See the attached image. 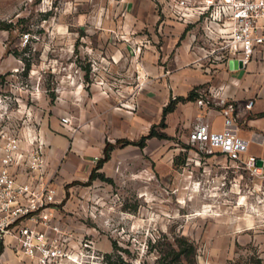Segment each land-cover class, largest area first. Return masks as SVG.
<instances>
[{
	"label": "rangeland",
	"instance_id": "obj_1",
	"mask_svg": "<svg viewBox=\"0 0 264 264\" xmlns=\"http://www.w3.org/2000/svg\"><path fill=\"white\" fill-rule=\"evenodd\" d=\"M128 1L0 0V132L22 136L30 128L50 140L57 209L78 257L66 264H156L179 238L196 245L194 264H264V173L258 179L236 165L210 162L188 141L194 123L175 132L155 124L151 129L166 137H152L145 147L117 145L95 171L104 157L99 129L107 142L118 141L110 111L96 107L111 104L114 111L128 97L118 76L110 87L98 57L108 53L114 30L123 31ZM157 6L173 12L171 0ZM117 39L122 49L127 38ZM139 104L127 112L134 119L141 117ZM148 133L134 126L128 140ZM54 138L70 144L59 157L50 156L59 146ZM85 150L92 157L84 158ZM0 264L39 262L7 239Z\"/></svg>",
	"mask_w": 264,
	"mask_h": 264
},
{
	"label": "crops",
	"instance_id": "obj_2",
	"mask_svg": "<svg viewBox=\"0 0 264 264\" xmlns=\"http://www.w3.org/2000/svg\"><path fill=\"white\" fill-rule=\"evenodd\" d=\"M157 1L129 0L124 13L123 31L121 28L114 30V39L110 41L108 53L98 57L102 69L111 80L110 87L115 84L113 78L118 76V87L128 96L127 102L114 110L115 115L111 104L101 103L96 107L99 112L110 111L118 133L117 140L130 139L134 126L136 129L145 128L150 133L153 129L151 127L161 125L162 121L165 123L163 131L173 129L175 132L191 123L195 126L206 124L213 132L224 131L223 110L226 105L216 101L207 105L198 103L201 94H209L213 90L236 107L234 130L241 139L248 142L243 157L253 155L264 161V63L255 59L244 65L238 58L231 59L233 63H230L231 60L212 61L205 58L208 46L202 43V22L196 19L182 20L168 7H158ZM119 33L127 38L126 44H120L122 49L118 46ZM123 47L126 49L123 50ZM102 72L100 70V74ZM99 78L104 80L102 76ZM192 93L194 99L188 100ZM134 101L140 102L142 112L137 119L127 114L134 109ZM251 101L254 104L249 108L247 105ZM171 104L173 109L165 114ZM100 117L102 119L101 113ZM137 121L141 123L137 124ZM103 137L100 128L96 137L100 144L99 153L104 152L107 145ZM52 140L59 146L50 150V156L54 154L59 157L70 145L57 138ZM90 141L88 138L84 142L89 144ZM70 155L68 166L75 160V155ZM83 157L92 156L85 150ZM209 160L229 164L221 154ZM87 167L85 162L83 170ZM256 177L259 179L262 175ZM59 219L62 221L60 214ZM1 254L3 257L5 248Z\"/></svg>",
	"mask_w": 264,
	"mask_h": 264
},
{
	"label": "built area",
	"instance_id": "obj_3",
	"mask_svg": "<svg viewBox=\"0 0 264 264\" xmlns=\"http://www.w3.org/2000/svg\"><path fill=\"white\" fill-rule=\"evenodd\" d=\"M173 13L182 20L202 22L205 58L229 61L238 58L244 65L259 59L264 63V0H171ZM27 41L29 34H26ZM216 101L226 105L225 130L213 132L197 124L189 143L202 156H224L228 163L262 175L256 156L243 157L248 142L234 130L236 107L218 92L201 94L200 105ZM254 101L248 103L251 108ZM24 135L0 132V244L10 245L39 264L77 262L69 248V235L59 219L58 189L46 150L49 142L28 128Z\"/></svg>",
	"mask_w": 264,
	"mask_h": 264
},
{
	"label": "trees",
	"instance_id": "obj_4",
	"mask_svg": "<svg viewBox=\"0 0 264 264\" xmlns=\"http://www.w3.org/2000/svg\"><path fill=\"white\" fill-rule=\"evenodd\" d=\"M185 99V98H183ZM188 100L194 99V93L190 94L187 98ZM173 109V105L171 104L166 110L165 114L168 113V111ZM161 126H165L164 121H162ZM152 137H159L164 138L166 137L165 134H160L156 132L155 129H152L149 135L143 136V138L140 141H130L128 139H121L118 140L116 143L107 142V145L104 150V157L100 160L98 166L96 167L95 171L102 168L104 163L109 161L112 157L113 150L117 147V145H127V144H135L140 147H145L146 142L148 139ZM98 177V174L96 172H93L91 174V179L95 180ZM115 248L117 247V244L114 243ZM3 251V245L0 244V253ZM197 247L194 244V242L190 241L187 238H179L177 241L173 244H170L167 250H161L160 255L157 259L156 264H194V258L196 256ZM111 255H107L109 258ZM259 264H261V261H257Z\"/></svg>",
	"mask_w": 264,
	"mask_h": 264
},
{
	"label": "water",
	"instance_id": "obj_5",
	"mask_svg": "<svg viewBox=\"0 0 264 264\" xmlns=\"http://www.w3.org/2000/svg\"><path fill=\"white\" fill-rule=\"evenodd\" d=\"M230 63H233V60L230 61ZM264 165V161L263 160H258V166L262 167Z\"/></svg>",
	"mask_w": 264,
	"mask_h": 264
}]
</instances>
